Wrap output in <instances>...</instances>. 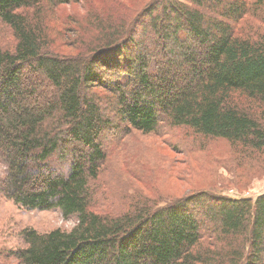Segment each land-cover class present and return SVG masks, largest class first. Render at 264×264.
Masks as SVG:
<instances>
[{
    "label": "trees",
    "instance_id": "16d2710c",
    "mask_svg": "<svg viewBox=\"0 0 264 264\" xmlns=\"http://www.w3.org/2000/svg\"><path fill=\"white\" fill-rule=\"evenodd\" d=\"M100 1L0 0V195L78 216L70 231L24 229V247L0 255L18 264H264V194L94 209L113 143L133 132L168 123L264 151V122L238 102L264 107V31L241 27L264 20V0ZM73 6L87 15H59ZM56 18L66 44H57Z\"/></svg>",
    "mask_w": 264,
    "mask_h": 264
},
{
    "label": "rangeland",
    "instance_id": "374dc122",
    "mask_svg": "<svg viewBox=\"0 0 264 264\" xmlns=\"http://www.w3.org/2000/svg\"><path fill=\"white\" fill-rule=\"evenodd\" d=\"M96 2L97 6L101 3ZM87 13L84 6L59 11L60 16L72 15L77 19ZM242 26L264 31V20L249 17ZM53 27L61 36L57 37V44H66L64 22L56 18ZM6 38L8 35L2 32L0 43ZM61 51L69 52L70 48L62 47ZM238 102L264 122L263 106L248 104L239 97ZM6 170L0 158V178ZM94 189V209L113 215L146 203L163 206L201 192L232 199H256L264 194V151H251L224 139L203 137L189 127L163 123L151 134L133 132L113 143ZM77 223V215L66 218L58 209L26 210L0 195V253L23 248L24 229L39 233L70 231ZM0 264L18 263L0 255Z\"/></svg>",
    "mask_w": 264,
    "mask_h": 264
}]
</instances>
